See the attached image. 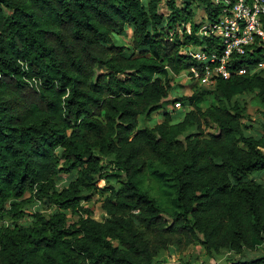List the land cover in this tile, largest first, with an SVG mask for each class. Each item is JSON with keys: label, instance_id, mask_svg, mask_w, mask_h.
I'll return each instance as SVG.
<instances>
[{"label": "trees", "instance_id": "obj_1", "mask_svg": "<svg viewBox=\"0 0 264 264\" xmlns=\"http://www.w3.org/2000/svg\"><path fill=\"white\" fill-rule=\"evenodd\" d=\"M224 7L0 0V264H161L163 252L196 246L264 264V123L246 132L236 98L264 106V74L252 72L264 46L233 56L213 88L190 80L193 93L172 101L177 122L163 111L138 128L168 102L174 77L200 71L183 51L220 48L198 34L195 9L211 24ZM61 175L74 179L58 189ZM95 194L101 221L81 204ZM32 202L44 210L23 225Z\"/></svg>", "mask_w": 264, "mask_h": 264}, {"label": "built area", "instance_id": "obj_2", "mask_svg": "<svg viewBox=\"0 0 264 264\" xmlns=\"http://www.w3.org/2000/svg\"><path fill=\"white\" fill-rule=\"evenodd\" d=\"M225 5L220 18L204 23L199 35L219 39L220 48L210 52L189 47L184 54L201 65L200 71L191 67L189 80L213 88L216 78L230 76L227 64L233 56H243L254 46H264V0H213Z\"/></svg>", "mask_w": 264, "mask_h": 264}, {"label": "rangeland", "instance_id": "obj_3", "mask_svg": "<svg viewBox=\"0 0 264 264\" xmlns=\"http://www.w3.org/2000/svg\"><path fill=\"white\" fill-rule=\"evenodd\" d=\"M180 3V0H177V4ZM162 11L165 12V7L162 5ZM196 11V22L198 23L203 18L204 22L207 23L206 15L200 10L195 9ZM220 18L217 17V20ZM130 38V29L125 31V34L118 38L117 44L118 45H128V41ZM264 55V53L262 52ZM252 72H260L264 74V65H259L252 68ZM193 81H190L189 78L186 76V73H183L177 77L173 78V90L170 91V95L168 97V102L163 104V109L160 110L158 113H155L151 116L150 119L145 120L144 117H141L138 122V128L143 127H152L154 124L159 123L162 121V112L168 111L175 116V122H177V116L179 113H183V108L180 104H173L172 101L178 99L180 97H187L194 91ZM200 87H204L198 84ZM239 101L245 102L247 107V116L245 119V125L249 126L246 129V132H249L255 136L258 135V127L260 124L264 123V106L255 98L254 94H247L244 96L236 97ZM177 111V112H176ZM175 112V113H174ZM253 129L256 130L253 131ZM216 129L213 125L205 126L204 132L206 134L214 133ZM74 177L71 175H61L57 182L56 187L58 189L66 186ZM264 177H261L260 180H263ZM255 180H259V177H256ZM102 183H100L101 185ZM103 199V196L100 194L92 195V198L89 202H82L81 204L85 207H88L90 210L93 211V218L97 221L102 220V215L104 214L100 209V202ZM26 214V219L21 221L23 225H27L31 220V215L35 212H41L44 210L42 204L38 202H32L28 204L24 209ZM259 252H247V256H257ZM239 256L234 254H230L227 252H222L220 254H215L213 256H207L205 251L202 247L196 246L191 247L187 250L180 251L175 248H171L168 252H163L160 255L159 260H161V264H229L231 260H237Z\"/></svg>", "mask_w": 264, "mask_h": 264}]
</instances>
